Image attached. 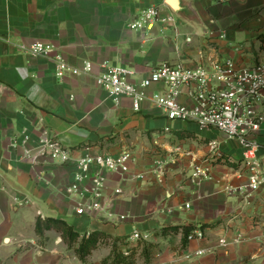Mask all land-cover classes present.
<instances>
[{
  "label": "crops",
  "instance_id": "0c3cea01",
  "mask_svg": "<svg viewBox=\"0 0 264 264\" xmlns=\"http://www.w3.org/2000/svg\"><path fill=\"white\" fill-rule=\"evenodd\" d=\"M193 3L209 31L206 34H197L177 16L175 24L159 21L144 32L129 28L141 10L151 6H161L162 17L173 14L164 0H0V174L7 186L0 193V264H85L54 231L47 232L45 245L38 242V211L45 218L67 221L82 234L102 230L128 237L131 245L138 241L132 238L138 230L157 244L150 264H264V190L249 198L243 191H226L228 185L238 188L247 182L246 149L215 129L169 120L150 101L135 112L129 98L112 97L95 83L105 65L133 69L135 81L161 62L195 67L196 47L200 46L243 65L264 62L260 38L264 0ZM223 32L226 38L221 39ZM244 32L251 44L236 51L232 41ZM38 40L54 44L72 67L80 69L85 61L91 62L92 71L68 72L60 81L53 61L17 49L19 42ZM163 89L154 84L150 92ZM181 100L188 102L185 95ZM44 129L68 147L89 144L96 153L116 155L129 149L135 154L136 161L125 178L108 174L110 186L124 187L118 211L131 215L132 220L114 224L75 214L63 196L64 187L73 180L74 167H33L12 146L13 138L23 131L35 141ZM213 139L220 142L222 156L212 160V178L197 184L190 178L192 159H204ZM257 140L256 153L264 156V134ZM161 158L167 160L162 183L152 173ZM42 168L48 187L36 180L35 173ZM138 174L145 177L133 178ZM186 202L191 203L190 209L182 207ZM166 206L173 210L161 211ZM27 209L30 217L25 215ZM178 225L195 226L204 238L190 240L181 251L180 234L174 238L154 235L160 228ZM222 238L226 243L220 242ZM200 250L204 252L198 254ZM109 253L104 248L98 259L92 260V254L89 262L100 264Z\"/></svg>",
  "mask_w": 264,
  "mask_h": 264
},
{
  "label": "built area",
  "instance_id": "2783aa9c",
  "mask_svg": "<svg viewBox=\"0 0 264 264\" xmlns=\"http://www.w3.org/2000/svg\"><path fill=\"white\" fill-rule=\"evenodd\" d=\"M162 12L161 6L145 8L128 26L131 30L144 32L159 21L166 24L177 22L174 14L162 17ZM219 37L226 38V33L223 32ZM17 49L22 53L53 61L55 75L60 81L65 79L68 72L80 74L91 72L93 68L89 61H85L80 69L72 67L58 48L49 42H19ZM213 51L210 48L200 50L195 67L161 62L138 81L133 80L136 72L129 67L105 65L103 72L96 76L95 83L112 97L129 98L135 112H140L144 103L150 101L169 120L192 122L200 129H215L236 140L246 149L243 164L247 171V182L238 188L228 185L226 191L228 194L243 191L246 198H249L252 193L264 190V156L256 153L260 148L257 136L264 134V62L247 66L232 58H220L212 54ZM154 84L163 85V91L150 92ZM183 95L188 102L181 100ZM220 145L218 140H210L208 155L202 160L192 159L191 180L200 184L212 178V160L222 156ZM12 146L20 149L22 159L33 167L50 164L74 167L73 180L64 187L63 196L71 203L77 216L114 224L133 219L131 215L118 211L125 194L124 187L121 184L110 186L108 177L112 173L125 178L130 173L136 161L131 150L126 149L114 155L96 153L91 145L72 148L64 145L47 129L35 141L28 132L23 131L13 138ZM166 164L167 160L161 158L152 170L161 183L166 177ZM45 175L44 168L35 173L38 184L48 187L50 182ZM144 177L145 174H138L133 178ZM5 191L7 186L0 174V193ZM182 207L190 209L191 203L186 202ZM172 210V207L166 206L161 211L170 213ZM38 213L45 218L41 211ZM132 238L147 239L138 230L133 232ZM203 238L201 230H195L188 236L189 241ZM220 242L224 244L226 239L222 238ZM203 252L200 250L198 254Z\"/></svg>",
  "mask_w": 264,
  "mask_h": 264
},
{
  "label": "trees",
  "instance_id": "16d2710c",
  "mask_svg": "<svg viewBox=\"0 0 264 264\" xmlns=\"http://www.w3.org/2000/svg\"><path fill=\"white\" fill-rule=\"evenodd\" d=\"M260 38L264 43V34ZM225 162L231 166H236L235 163L228 160ZM196 229L195 226L187 225L166 226L156 230L154 235L165 238L172 236L174 238L175 235L180 234V250L182 251L188 246V236ZM48 231H54L60 235L68 249L73 250L76 256L85 264L94 251L103 247L109 248L110 253L101 260L100 264H137L140 260H143L145 264H150L154 259V252L157 248V244L148 240H138L136 244L131 245L128 237L114 236L102 230L82 234L63 219L38 217L35 232L41 245L48 242Z\"/></svg>",
  "mask_w": 264,
  "mask_h": 264
},
{
  "label": "water",
  "instance_id": "95a60500",
  "mask_svg": "<svg viewBox=\"0 0 264 264\" xmlns=\"http://www.w3.org/2000/svg\"><path fill=\"white\" fill-rule=\"evenodd\" d=\"M164 5L180 20L190 25L197 34L209 32L193 0H164Z\"/></svg>",
  "mask_w": 264,
  "mask_h": 264
},
{
  "label": "rangeland",
  "instance_id": "374dc122",
  "mask_svg": "<svg viewBox=\"0 0 264 264\" xmlns=\"http://www.w3.org/2000/svg\"><path fill=\"white\" fill-rule=\"evenodd\" d=\"M263 8H264V7H262V9H263ZM262 9H261V10H257L256 12L260 13V12H262ZM245 34H246V32H244L243 35H242L241 37H239V38H237L236 40H233V41H232V43L234 44V48L236 49V51H241V50L244 51V49H245L247 46H250L251 41L248 40L247 38H245ZM253 48H254V50H255V47H253ZM200 50H204V48L201 47V46H200V47H196V53H197L196 55H197V58H198V52H199ZM27 211H28V212H26L25 215L28 216V217H30V215H31V210L29 211V209H27ZM20 217H21V215H20ZM52 233H54V232H52ZM104 248H105V247L100 248V249H98L96 252L92 253L93 255H92L91 259H92V260H96V259H98V257L104 253ZM86 264H92V263H90L89 260H88Z\"/></svg>",
  "mask_w": 264,
  "mask_h": 264
}]
</instances>
